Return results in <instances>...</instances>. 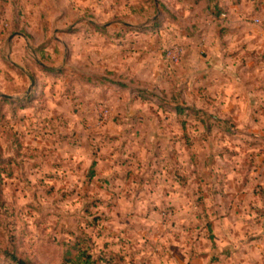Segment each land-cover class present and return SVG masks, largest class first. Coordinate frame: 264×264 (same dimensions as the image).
Instances as JSON below:
<instances>
[{"label":"rangeland","instance_id":"obj_1","mask_svg":"<svg viewBox=\"0 0 264 264\" xmlns=\"http://www.w3.org/2000/svg\"><path fill=\"white\" fill-rule=\"evenodd\" d=\"M202 1L0 0V264H264V11Z\"/></svg>","mask_w":264,"mask_h":264},{"label":"crops","instance_id":"obj_2","mask_svg":"<svg viewBox=\"0 0 264 264\" xmlns=\"http://www.w3.org/2000/svg\"><path fill=\"white\" fill-rule=\"evenodd\" d=\"M244 1L245 0H243V1L238 0L237 1V3L234 5V9L236 11L234 12V10H233V13L231 15L232 17H230V15L228 16L230 18V20L228 22L227 21L224 22L222 24V26H225V28H229L230 29L229 34L233 35L234 38L239 39V40L250 41L252 39L253 35H255L256 30H254V29H257V28L256 27L254 28V26H250L247 23L243 22L242 18L245 15V13L243 11L249 10L251 12H254V15H257L258 12L256 11L255 8L258 7V9H260L263 13V11H264V0H260L262 3L260 1H258V3L256 4L255 7H253L255 0H248V3L247 2L245 3L247 6H244V8H243L242 5H244ZM202 2L207 3L205 1H202ZM259 2L261 3L260 5H258ZM217 3H218V7L221 9H224L223 6L229 7L227 4H225L224 2H222L220 0ZM245 7H246V9H245ZM223 13L224 14H220L218 17H215V16H212L210 14L209 9H206V11H205V19L207 20L206 24L209 27H212L215 22H221L220 16H222V15L227 16L226 10H223ZM261 15H263V14H261ZM220 28H223V27H220ZM258 30H259V28H258ZM226 33H228V32H225V34ZM232 33H234V34H232ZM260 33H261V31H260ZM261 36H262V34H261Z\"/></svg>","mask_w":264,"mask_h":264},{"label":"trees","instance_id":"obj_3","mask_svg":"<svg viewBox=\"0 0 264 264\" xmlns=\"http://www.w3.org/2000/svg\"><path fill=\"white\" fill-rule=\"evenodd\" d=\"M207 4L208 2H210V0H206ZM218 0L215 1V9H218L216 12L215 17H218L220 14H224L223 10L221 8L218 7ZM211 9V7L209 6V10ZM221 10V11H220ZM2 256L6 259V261L8 262V264H32L31 262L27 261L26 259H23L21 257H19L18 255H16V253L14 251H10L8 249H5L2 251ZM78 260H83V264H93V261L90 260L89 256H86L85 254H82L81 256L77 257ZM77 260V262H79Z\"/></svg>","mask_w":264,"mask_h":264},{"label":"built area","instance_id":"obj_4","mask_svg":"<svg viewBox=\"0 0 264 264\" xmlns=\"http://www.w3.org/2000/svg\"><path fill=\"white\" fill-rule=\"evenodd\" d=\"M252 23L259 28V30L261 31L262 37L264 39V20L262 19H254L252 20ZM167 58H169L171 61L174 60V62H177V57L174 56L173 52H169L167 54ZM107 115V111H104V116Z\"/></svg>","mask_w":264,"mask_h":264}]
</instances>
